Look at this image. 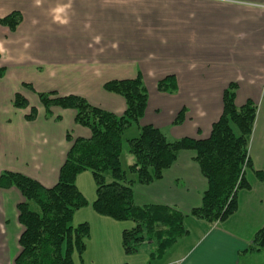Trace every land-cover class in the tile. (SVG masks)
Wrapping results in <instances>:
<instances>
[{
	"label": "crops",
	"instance_id": "crops-1",
	"mask_svg": "<svg viewBox=\"0 0 264 264\" xmlns=\"http://www.w3.org/2000/svg\"><path fill=\"white\" fill-rule=\"evenodd\" d=\"M12 11L22 16L17 27L0 24V174L19 172L52 186L70 146L66 134L90 136L74 121V110L52 107L47 114L37 92L79 95L121 115L123 97L103 83L137 75L148 92L140 124H152L170 140L207 137L221 113L222 91L235 82L236 105L247 99L257 104L248 154L253 168L264 173V0H0V18ZM166 75L177 82L171 93L156 87ZM29 92L37 110L31 120L25 118L28 107L13 104L15 93L29 101ZM180 110L184 116L174 123ZM137 135L138 126H132L123 141ZM127 159L128 167L132 155ZM83 173L76 185L84 195ZM245 176L249 188L238 192L231 216L213 224L186 217L188 229L187 220L196 228L153 264H248L256 252L245 249L264 223V181L250 169ZM205 188L193 152L183 150L159 180L133 185L134 202L187 213L200 204ZM85 196L87 209L95 194ZM21 200L16 188H0V264H14L19 251ZM92 211L84 252L92 256L82 264H146L150 244L126 255L121 235L113 241L107 234L110 225H119L121 234L132 222L116 224Z\"/></svg>",
	"mask_w": 264,
	"mask_h": 264
},
{
	"label": "trees",
	"instance_id": "trees-1",
	"mask_svg": "<svg viewBox=\"0 0 264 264\" xmlns=\"http://www.w3.org/2000/svg\"><path fill=\"white\" fill-rule=\"evenodd\" d=\"M21 19L19 12L12 11L0 18V24L14 30ZM25 85L33 89L30 84ZM156 87L161 92L175 91L174 75L164 76ZM103 88L123 97L125 109L121 115L92 105L79 95L37 92L47 114L52 107L74 110V121L87 127L90 136L66 134L70 146L52 186L19 172L0 174V188L14 187L22 196L16 204L22 231L14 264H75L74 254L81 259L90 226L87 221L74 226L72 221L75 211L88 205L76 185L77 175L86 170L91 172L95 183L92 209L99 215L133 223L122 230L121 246L125 254H135L144 244H150L146 264L162 259L179 239L190 233L186 217L213 224L231 216L237 209L238 192L249 188L246 170L250 169L259 181H264V173L253 168L248 154L257 104L247 99L237 106L235 82H230L222 91L221 113L211 124L207 137L183 136L173 140L152 124H140L148 100L140 75L106 81ZM13 104L22 108L29 106L21 93H15ZM28 109L25 118L34 119L36 108ZM183 116L180 110L173 122L179 123ZM132 126H138V135L126 143L133 162L123 169L120 159L123 132ZM183 150L193 152V159L206 181L200 204L187 213L166 205L135 204L133 185L159 180ZM262 250L264 224L253 235L245 252Z\"/></svg>",
	"mask_w": 264,
	"mask_h": 264
},
{
	"label": "rangeland",
	"instance_id": "rangeland-1",
	"mask_svg": "<svg viewBox=\"0 0 264 264\" xmlns=\"http://www.w3.org/2000/svg\"><path fill=\"white\" fill-rule=\"evenodd\" d=\"M28 98H29V101H28L29 102L28 108H29L30 106H33V104H32V98H35L34 93L29 92V97ZM13 100H14V98H13ZM28 108H27V110H29ZM125 134H126V132H125ZM129 156H130V153L128 152L127 143H126V141H123V145H122V157L120 159H121L122 165H123V167L125 169H127V164L130 163L128 161V159H127ZM83 172H84L83 174H85V176H87V178H88V180L84 179L83 186H82L83 187L82 189H83L84 196L86 195V193H89V195L90 194L91 195H94L95 194V183H94L92 174H91V172L89 170H86V171H83ZM85 198H86V196H85ZM87 201H88V199H87ZM91 203H92V200L89 201V206L90 207H88V208H90V209H88V208L86 209V207H83L82 209L80 208V209H78V210L75 211L77 213H74L75 216L73 218L72 225L75 226V225H77L80 222L86 221V219H91V217L88 214V212H89L90 215H92L91 212H93L92 211L93 209L91 207ZM32 208H35V207L32 205ZM112 221L115 222L116 224L119 223L118 220L114 221V219H113ZM128 222H129V224L131 223L130 221H128ZM189 222L190 221L187 220V223L189 224V229L190 228L191 229H195L196 228L195 225H194L195 224L194 223L195 221L194 222L192 221L193 223H191V222L189 223ZM118 226L114 224V225H110L108 227V229H106V231H108L107 234H110L112 236L113 241H114L115 238H118V239L120 238V235L121 234L119 233V229H118L119 227ZM94 228H96V225L95 224H94ZM94 234H98V233L95 232ZM189 240H191V238H189ZM111 242H112V239H111ZM85 249H86V246H85ZM85 249H84V251L82 253L81 259L78 257L77 254H74L73 255V260H74V263L75 264H82V259H83V262H86V261L88 262V256H90V257L92 256V253H88V256H87V253H84L85 252ZM113 249L115 251V248H113ZM89 252H91V249L89 250ZM254 252H256V251H254ZM120 261H121V258L117 256V263L120 262ZM242 264H244V263H242ZM248 264H264V250L257 251L256 253H253L251 255V257H250V260H249Z\"/></svg>",
	"mask_w": 264,
	"mask_h": 264
}]
</instances>
